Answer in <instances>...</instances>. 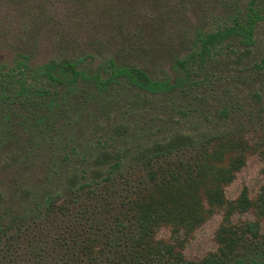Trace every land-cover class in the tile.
I'll return each mask as SVG.
<instances>
[{"label": "rangeland", "instance_id": "obj_1", "mask_svg": "<svg viewBox=\"0 0 264 264\" xmlns=\"http://www.w3.org/2000/svg\"><path fill=\"white\" fill-rule=\"evenodd\" d=\"M250 1L264 7V0H0V67H13L25 56L37 71L50 60L69 58L81 59L79 68L91 72L113 59L142 67L153 78L179 80L169 93L148 97H135L136 90L123 82L102 93L78 82L66 93L59 89L62 97L50 111L21 101L0 104V264H133L137 246L129 244L83 255L73 241L97 236V242L105 244L108 228L82 226L73 219L79 204L95 203L94 215L101 219L106 207L110 216L126 196L151 184L133 155L140 146L177 132L198 139L200 133L224 137L212 144L222 141L223 154L230 150L226 139L245 138L254 149L224 193L233 200L246 188L255 206L264 185V66H257L264 57V22L256 26L249 53L240 56L243 48L233 41L231 50L204 64L191 61L181 76L176 77L171 66L195 50L197 35L245 15ZM223 108L227 115L220 113ZM44 115L50 125H36L37 117ZM116 127L121 134L115 133ZM201 146L159 162L169 167L172 161L177 167L179 161L192 163ZM97 147L122 149L121 168L109 180L99 177L97 186L65 193L73 169L87 177L81 182L91 181ZM45 193L54 195L55 210L37 215L34 205ZM235 219L257 220L264 235L258 214L239 213ZM221 221L222 211L216 210L183 247L175 239L184 237V231L157 228L151 242L175 244V254L180 252L182 259L153 255L143 261L138 255V264H205L206 257L219 252L216 231ZM262 235L253 241L264 254ZM246 249L252 250L240 252Z\"/></svg>", "mask_w": 264, "mask_h": 264}, {"label": "trees", "instance_id": "obj_2", "mask_svg": "<svg viewBox=\"0 0 264 264\" xmlns=\"http://www.w3.org/2000/svg\"><path fill=\"white\" fill-rule=\"evenodd\" d=\"M260 22H264V7L256 8L254 1H250L245 15L233 17L231 24L197 35L195 50L189 56L176 58L172 62V70L176 77L181 76L182 70L188 72V64L191 61L204 64L224 50H231L233 41L243 48L244 52L239 50L240 56L242 53H249L250 47L255 44V29ZM81 62V59L69 58L50 60L39 70L34 71L24 56L13 67H0V104L21 101L34 108H45L46 111H50L55 106L57 97H62L59 89H64L66 93L78 82L92 86L98 93L123 82L127 87L136 90L135 97H148L169 93L179 81L153 78L142 67L126 63L117 64L113 59L109 60L106 68L99 67L91 72L79 68ZM257 66H264V57ZM220 113L227 115V109H221ZM45 120V115L38 116L34 123L50 125V121ZM121 132L122 130L116 127L115 133ZM200 137L198 139L193 135L177 132L162 141L156 140L140 146L133 159L142 162L151 184L148 186L144 184L139 190H134L131 195L126 196L125 201L120 202V208L110 216H107L109 209L104 207L105 216L102 219L94 215L98 212L95 203L89 206L79 204L78 215L73 219L77 224L88 227L104 226L108 231L105 234V244L97 242L99 239L97 236L74 240L73 243L78 250L85 256H95L97 253H103L104 246L123 243L137 246L133 264L139 263L138 255L143 261L152 259L153 255H157V258L175 256L177 261L182 258L180 252L175 254L173 247L175 244L151 242L156 229L162 226H169L173 231L181 229L184 231V237L175 240L183 247V242L193 235L194 230L218 210L222 211V221L216 231L219 252L206 257L204 263L264 264L263 249L259 248L257 240L253 241L258 235H262L259 232L258 221L246 220L239 223V219L233 220L235 214L249 211L258 214L264 220V185L257 194L255 206L246 188H243L233 200L227 199L224 193V186L234 179L236 172L245 164L248 152L254 148L245 138L233 137L236 140L226 139L230 143V150L223 154L222 141L216 142L214 147L212 144L214 140H222L224 137L216 134L205 136L204 133H200ZM198 144L204 145L201 146L202 154H198L192 163L179 161L177 167L172 161V166L169 167L159 162L164 157L185 148L195 149ZM96 149L97 152L92 159L94 168L91 169L89 176L91 181L81 182L82 178L87 177L73 169L66 178L65 193L70 194L91 185L97 186L99 177L109 180L121 168L125 156L122 149L111 150L105 147ZM154 163H157L156 169L153 168ZM178 168H183V171H179ZM53 196L45 193L41 200L35 203L33 213L47 214L48 210H55ZM72 199L78 202L77 198ZM90 214L93 217H89ZM245 247L252 250L246 249L247 251L241 253L240 250Z\"/></svg>", "mask_w": 264, "mask_h": 264}]
</instances>
